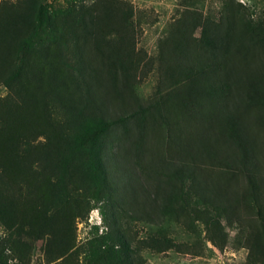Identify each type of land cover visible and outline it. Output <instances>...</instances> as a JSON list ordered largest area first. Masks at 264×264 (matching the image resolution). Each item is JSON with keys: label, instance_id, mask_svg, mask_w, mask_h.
I'll list each match as a JSON object with an SVG mask.
<instances>
[{"label": "trees", "instance_id": "1", "mask_svg": "<svg viewBox=\"0 0 264 264\" xmlns=\"http://www.w3.org/2000/svg\"><path fill=\"white\" fill-rule=\"evenodd\" d=\"M226 9L229 12L218 20L202 18L198 13L188 20H179L163 43L168 71L174 79H179V75V80L187 83V87L183 84L176 91V96L184 99L179 107L187 112L206 110L199 95L205 96L209 108V100L214 101L211 127L215 143L225 152L218 155L213 149L210 160L201 164L190 148L178 145L180 164L157 173L158 183L153 185L157 191L168 188L159 213L166 219L178 220L177 212L187 202L183 197H189L184 185L191 182L188 188L200 209L195 211L191 206L192 214L219 232L218 219L225 213L228 201L229 206L233 201L252 206L258 222L250 228L252 239L258 243L251 244L246 264H264V172L259 170L261 160L256 152L264 148V142L254 136L261 133L260 127L264 128V9L256 18L233 6ZM116 14L112 6L100 10V2L86 4V0H64L56 8L48 0H0V86L12 92L11 97L0 99V215L9 203L2 201V176L12 178L11 190L18 177L37 181L40 188L49 184L55 200L68 187L69 169L74 165L72 169L81 173L78 179L84 187L82 200L72 203L68 195L60 206L54 200L48 206L55 209L54 217H58L50 239L52 245L61 248L56 254L60 256L72 248V254L82 259L79 264L133 261L131 240L116 226L110 225L100 233L93 226L94 230L81 243H76L71 228L75 218L86 219L91 207H99L102 214L109 206L115 207L103 153L116 119L108 116L103 109L107 102L98 99L93 89L99 70L85 63L81 48L87 41L92 46L99 42L108 45L104 59L109 83L115 93L121 94L116 81L118 77L123 79L129 104L134 108L129 117L140 114L136 118L139 135L134 139V154L143 166L141 159L148 155L149 146L144 140L146 127L149 128L146 112L158 103H141L134 84L128 80L131 66L108 39L113 30L109 24ZM196 28L199 35L190 39L189 32ZM164 53L160 50L162 57ZM55 111L62 120L54 118ZM157 113L161 116V111ZM157 113L151 119L156 126L160 118ZM183 125V120L165 123L169 142L176 141V135L167 131L180 132ZM128 141L131 145L132 136ZM237 174L246 179L247 191H242V195L250 192L243 199L247 202L242 200L240 189L228 192L232 184L228 182ZM165 237L163 233L159 239L162 243L155 248L175 246Z\"/></svg>", "mask_w": 264, "mask_h": 264}, {"label": "rangeland", "instance_id": "2", "mask_svg": "<svg viewBox=\"0 0 264 264\" xmlns=\"http://www.w3.org/2000/svg\"><path fill=\"white\" fill-rule=\"evenodd\" d=\"M48 2L52 8L64 4V0ZM98 2L100 10L112 6L117 12L115 19L109 24L113 30L108 34V39L121 52L123 59L129 62L128 67L131 66L128 80L134 84L136 95L142 104L154 100L158 103L154 109L146 112L149 128L146 127L144 140L145 145L149 146L148 155L141 159L143 166L141 162L136 161L134 154V139L139 135L136 126L139 122L136 118L140 114L131 117L132 119L129 117L134 108L129 104L124 80L118 77L116 81L117 90L121 91V94L115 93L109 83L104 59L108 45L99 42L92 46L87 41L81 48L80 54L85 63L99 70L98 76L94 78L95 83L92 82L93 89L99 95L98 99L102 98L104 103L107 102L103 109L108 116L116 119L103 153L108 182L114 190L115 207L109 206L108 211L105 210V214H102L99 207L94 206L89 209L85 220L75 218L71 228H74L76 243L83 242L94 230L93 226H96L97 232L100 233L113 225L131 240L132 264H246L251 244L258 243L252 239L250 228V225L258 222L257 216L251 211L252 206H242L234 201L230 206V201L228 205L225 203V213L218 219L219 232L204 223L203 218L195 219L196 215L192 214L194 208L195 211L200 209H197L196 201H193L195 197L189 189L191 182L184 185L190 198L183 197L187 202L181 204L183 209L177 212H180L178 220L166 219L159 213L168 195L164 191L168 188L157 191L156 185L153 184L158 183L157 173L173 169V164H180L178 145L190 148L201 164L210 160L209 154L213 149L218 155L225 152V148L215 143L216 135L211 127L210 113L213 112L214 101L209 100V108L205 96L199 95L198 99L202 98L201 101L205 102L206 110L188 109V113L186 109L179 107V103H183L184 99L180 95L176 96V91L182 88L183 84L187 87V83L179 80V75V79H174L173 73L168 71V61L163 51L166 50L163 45L166 35L179 20H188L194 13L200 14L202 18L218 20L221 15L229 12L226 9L229 6L242 10V13L249 11V16L256 18L264 9V0H86V4ZM239 14L241 12L237 16ZM187 27L190 29L189 25ZM199 32V28L190 31V39L198 36ZM160 50L164 53L163 57ZM132 64H136V68ZM195 90L197 91V88ZM11 95V91L0 86V99ZM159 111L161 116L157 113ZM55 113L54 118L62 120L61 115L56 111ZM156 113L160 117L157 126L152 125L151 121ZM118 116L123 118L117 119ZM177 120L178 123L183 120V129L180 132L167 131L176 135V141L169 142L165 123H174ZM250 120L247 122H251ZM260 128L261 133L254 136L258 141L264 142V128ZM131 136L133 142L130 145L128 138ZM131 148L133 150L130 151ZM256 152L261 160L259 170L263 173L264 148L261 150L260 147ZM72 168L69 169L71 178L68 187L59 193L55 200V194L53 195L49 184L40 188L37 181L33 183L18 177L11 190L9 184L12 178L2 176V201L9 203L0 215V264L81 263V257L72 254V248L58 256L56 252H60L61 248L52 245L50 241L52 225L56 226L58 217H54L55 209L48 206L49 201L54 200L60 206L68 195L72 203L82 200L84 195V187L78 179L81 173ZM203 175L206 174L203 172ZM163 177L167 178L161 175V178ZM230 182L232 184L228 192L240 189L242 200L250 193L242 195V191H247V184L241 174L233 176L228 184ZM261 186L264 191V181ZM261 201L264 202V194ZM253 209L255 211L257 208ZM187 212H191V215ZM200 215L204 217L203 214ZM163 233L166 234L165 240L173 242L175 246L162 250L155 248L160 244L159 239Z\"/></svg>", "mask_w": 264, "mask_h": 264}]
</instances>
